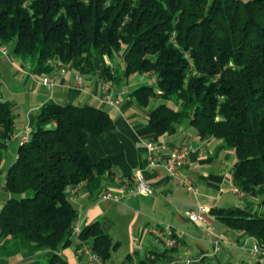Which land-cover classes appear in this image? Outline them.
Here are the masks:
<instances>
[{"label":"trees","instance_id":"1","mask_svg":"<svg viewBox=\"0 0 264 264\" xmlns=\"http://www.w3.org/2000/svg\"><path fill=\"white\" fill-rule=\"evenodd\" d=\"M0 43L36 74L50 72L48 60L56 59L92 75L99 59L112 81L121 65L126 79L153 75L155 86L131 91L147 109L153 140L189 126L231 150L233 185L258 206L212 207L209 214L264 249V0H0ZM13 121L0 99V162ZM111 122L87 103L50 100L38 108L34 131L6 171L0 247L16 241L28 252L46 251L45 264H69L59 253L78 215L69 191L85 184L96 197L113 182L111 162L86 142ZM81 243L107 261L118 245L97 221L83 226Z\"/></svg>","mask_w":264,"mask_h":264},{"label":"crops","instance_id":"2","mask_svg":"<svg viewBox=\"0 0 264 264\" xmlns=\"http://www.w3.org/2000/svg\"><path fill=\"white\" fill-rule=\"evenodd\" d=\"M106 62H109L107 59ZM92 75H83L85 85L78 89L73 85V71L67 67L58 75L52 88L41 83V74L31 71L30 65L13 56H0V99L8 102L14 115L11 139L8 141L0 162V209L9 198L6 188V171L17 155L21 137H29L35 128L38 108L52 100L62 104H92L110 115L112 122L99 137L88 135L87 145L99 156L108 159L115 170L112 183L104 188L117 185L122 177L141 174L150 184L152 191L147 194L125 195L118 201L104 200L89 194L85 184L75 191L73 200L77 219L83 225L99 222L101 229L118 242L112 253L123 248V256L112 264H136L140 259L147 264H245L243 252L251 264L264 262V253L252 254L250 248L254 237L242 235L209 214L213 233L206 234L200 224L188 220L187 213L198 204L209 208H230L242 206L253 211L257 201L233 190L232 171L235 156L229 149L222 148L216 139H199L189 126H181L173 135H162L157 140L172 145L187 143L191 150L179 175L168 173L163 165H153L147 159L146 142L153 139L147 121V109L138 106L131 96L132 89L142 84L143 78L123 76V67L112 81L114 94L120 100L118 105L100 101L102 63L95 59ZM13 86V87H12ZM24 94V100L15 99V93ZM7 97H6V96ZM166 152H162V158ZM9 156L10 165L4 170V158ZM187 180L197 187V193L183 183ZM103 188V189H104ZM164 222L182 231L180 244L165 254L149 232V228ZM70 243L60 250L69 264H87L79 246V239L71 238ZM132 255V259L127 258ZM46 251L28 252L16 241L8 247H0V264L44 263Z\"/></svg>","mask_w":264,"mask_h":264},{"label":"built area","instance_id":"3","mask_svg":"<svg viewBox=\"0 0 264 264\" xmlns=\"http://www.w3.org/2000/svg\"><path fill=\"white\" fill-rule=\"evenodd\" d=\"M0 56H10V48L5 44L0 43ZM54 64V68L48 73L41 74V83L47 88H52L56 82L58 75L61 74L67 67L64 66L60 61L48 60ZM146 80L150 81L155 86V77L148 73L144 74ZM73 85L78 89H83L85 85V79L82 74L75 72L73 75ZM156 92L160 93L156 87ZM100 101L109 105H118L120 100L114 94L113 83L110 79H105L101 84ZM29 136L24 134L21 137L20 144L27 141ZM147 159L153 165H163L166 171L173 176H178L181 167L185 164L188 159L191 147L187 143H181L178 145H172L165 141L150 139L146 142ZM162 152H166L165 157L162 158ZM182 183L194 193H197V187L187 180H183ZM73 187L69 191V197L74 200L75 191L77 189ZM235 192H240L235 186L233 187ZM152 188L150 184L143 178L141 174H134L129 177H122L118 180L117 185L102 190L100 197L104 200L118 201L125 195H137L151 193ZM210 208L204 204H198L196 208L190 210L187 213L189 221L200 224L206 234L213 233V225L211 218L209 217ZM83 225L78 221L74 222L71 227V238L79 239ZM149 232L155 237L158 248L164 252L171 250L180 244V240L183 236V232L176 230L171 225L160 222L155 226L149 228ZM81 251L86 257L87 264H111L110 261L103 260L100 258L89 246L88 243H81ZM250 252L254 255L264 252L260 243L256 238L253 240V244L250 248Z\"/></svg>","mask_w":264,"mask_h":264},{"label":"rangeland","instance_id":"4","mask_svg":"<svg viewBox=\"0 0 264 264\" xmlns=\"http://www.w3.org/2000/svg\"><path fill=\"white\" fill-rule=\"evenodd\" d=\"M131 77H132V76H131ZM142 78H143V79H142L143 83H150V84H151V82L148 81V80H146V78H144V77H142ZM12 87H13V86H12ZM24 94H25V93H22V92L17 91V92L15 93V96H16L15 99L18 100L19 102L23 101V100H24ZM5 96H6V95H5ZM6 97H7V96H6ZM168 104L174 106V104H173L172 102H168ZM190 130H191V131H194L192 127H190ZM10 163H11V162H10V158H9V156H7L6 158H4V162L2 163V164L4 165V170L7 169V167L10 165ZM257 206H258V205H257ZM122 250H123V248L121 247V248L117 249L115 252H113V253H112V258H113L114 260H117L119 256H123L124 253H123ZM263 253H264V252H263ZM243 258H244V260H245V264H251V260L249 259V256H248V254L246 253V251L243 252ZM37 264H43V263H37Z\"/></svg>","mask_w":264,"mask_h":264}]
</instances>
